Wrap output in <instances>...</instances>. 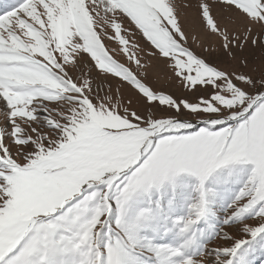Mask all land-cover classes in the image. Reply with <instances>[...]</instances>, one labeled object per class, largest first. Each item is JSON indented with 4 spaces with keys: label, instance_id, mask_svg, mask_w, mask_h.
<instances>
[{
    "label": "snow or ice",
    "instance_id": "snow-or-ice-1",
    "mask_svg": "<svg viewBox=\"0 0 264 264\" xmlns=\"http://www.w3.org/2000/svg\"><path fill=\"white\" fill-rule=\"evenodd\" d=\"M0 264H264V0L0 2Z\"/></svg>",
    "mask_w": 264,
    "mask_h": 264
},
{
    "label": "rangeland",
    "instance_id": "rangeland-1",
    "mask_svg": "<svg viewBox=\"0 0 264 264\" xmlns=\"http://www.w3.org/2000/svg\"><path fill=\"white\" fill-rule=\"evenodd\" d=\"M0 2H3V0H0ZM109 46H110V47H115L116 45L113 44L112 42H109Z\"/></svg>",
    "mask_w": 264,
    "mask_h": 264
}]
</instances>
